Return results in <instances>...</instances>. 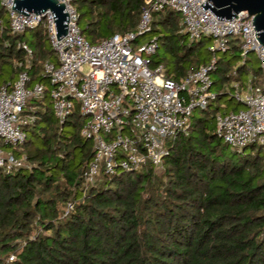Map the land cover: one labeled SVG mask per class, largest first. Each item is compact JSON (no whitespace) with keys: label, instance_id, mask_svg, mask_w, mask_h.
Masks as SVG:
<instances>
[{"label":"trees","instance_id":"trees-1","mask_svg":"<svg viewBox=\"0 0 264 264\" xmlns=\"http://www.w3.org/2000/svg\"><path fill=\"white\" fill-rule=\"evenodd\" d=\"M72 4L81 35L97 44L134 32L143 0ZM181 30L180 15L165 8L152 15L150 31L139 39L157 38L151 66L163 65L174 81L214 59L215 100L193 113L187 135L168 142L161 175L150 165L112 177L101 173L84 192L93 143L80 136L85 120L77 106L63 125L53 115L42 64L55 57L45 29L12 34L0 5V88L16 78L15 63L25 57L22 41L34 56L30 85L45 86V109L36 112L23 145L10 150L30 168H0V264H264V148L232 150L214 121L217 113L244 108L232 85L244 89L245 77L260 70L251 72L250 54L242 62L240 38H229L222 52L213 49L212 37L189 41ZM68 203L72 209L64 216Z\"/></svg>","mask_w":264,"mask_h":264},{"label":"built area","instance_id":"built-area-1","mask_svg":"<svg viewBox=\"0 0 264 264\" xmlns=\"http://www.w3.org/2000/svg\"><path fill=\"white\" fill-rule=\"evenodd\" d=\"M57 1L68 14L67 33L58 41L51 12L25 16L12 10L13 0H0V5L6 11L12 34L40 25L45 29L55 57L42 64L53 115L63 125L77 106L85 120L80 136L93 143L94 156L82 175L84 192L95 186L101 173L112 177L119 172H137L146 165L161 172L168 142L187 135L193 113L206 109L216 98L211 78L214 59L174 81L165 76L163 65L151 66L150 58L158 49L157 38L136 42L150 31L152 15L165 8L180 15L182 32L189 41L212 37L213 49L225 52L229 38L238 37L242 62L249 54L256 56L259 76L250 78L244 89L235 87L233 94L244 108L217 113L214 121L217 136L232 150L242 151L251 144L264 148V46L254 39L252 16L241 12L237 19L219 21L208 9L200 8L205 1L209 4L208 0H143L134 32L90 44L78 28L73 0ZM18 48L25 57L15 63L16 78L0 88V168L6 171L30 168L24 156L16 158L2 146L20 148L26 129L38 120L36 112L45 109V86L30 85L32 49L25 41ZM31 100L40 104L30 106ZM71 209L68 203L64 216Z\"/></svg>","mask_w":264,"mask_h":264},{"label":"water","instance_id":"water-1","mask_svg":"<svg viewBox=\"0 0 264 264\" xmlns=\"http://www.w3.org/2000/svg\"><path fill=\"white\" fill-rule=\"evenodd\" d=\"M200 8L208 9L219 21H231L237 19V15L246 12L252 16L251 26L254 31V39L264 46V0H208ZM12 10L28 16L29 13L51 12L57 41L67 33L68 14L63 4L57 0H13Z\"/></svg>","mask_w":264,"mask_h":264},{"label":"rangeland","instance_id":"rangeland-1","mask_svg":"<svg viewBox=\"0 0 264 264\" xmlns=\"http://www.w3.org/2000/svg\"><path fill=\"white\" fill-rule=\"evenodd\" d=\"M84 26V24H82L80 27H83ZM181 33H183L182 32V30L180 31ZM27 38H28V41L30 42L31 40H32V38L30 37V36H27ZM148 40V37H144V38H142V39H139L138 41H137V43H141V42H146ZM250 60H251V62H250V68H251V72H252V70H256V69H258L259 68V63H258V61H257V58H256V56L254 55V54H250L249 55V57H248ZM250 77H253V75H251V73L247 76V77H245L247 80H249L250 79ZM245 79V80H246ZM213 80H216V77H213ZM234 88L235 87H237V90L238 89H240V87L239 86H235L234 84L232 85ZM227 104H231V103H227ZM229 106V105H228ZM30 139H32V141H34V143H36V144H38V139H35V138H33L32 136H28ZM2 148L4 149V150H7V151H10V150H12L11 148H4L3 146H2ZM156 175H161V172H158Z\"/></svg>","mask_w":264,"mask_h":264},{"label":"crops","instance_id":"crops-1","mask_svg":"<svg viewBox=\"0 0 264 264\" xmlns=\"http://www.w3.org/2000/svg\"><path fill=\"white\" fill-rule=\"evenodd\" d=\"M50 102V101H49Z\"/></svg>","mask_w":264,"mask_h":264}]
</instances>
